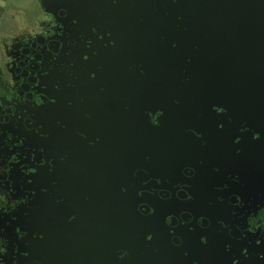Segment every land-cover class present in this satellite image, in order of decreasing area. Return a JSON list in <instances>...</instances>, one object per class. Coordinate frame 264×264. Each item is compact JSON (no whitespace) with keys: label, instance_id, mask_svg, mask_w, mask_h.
I'll use <instances>...</instances> for the list:
<instances>
[{"label":"flooded vegetation","instance_id":"1","mask_svg":"<svg viewBox=\"0 0 264 264\" xmlns=\"http://www.w3.org/2000/svg\"><path fill=\"white\" fill-rule=\"evenodd\" d=\"M35 2L0 0V264H264V0Z\"/></svg>","mask_w":264,"mask_h":264},{"label":"water","instance_id":"2","mask_svg":"<svg viewBox=\"0 0 264 264\" xmlns=\"http://www.w3.org/2000/svg\"><path fill=\"white\" fill-rule=\"evenodd\" d=\"M43 5L46 6L47 10H51V12L55 11L54 7H58V6H54L55 0H41ZM80 1V0H79ZM98 1V0H97ZM102 2V0H99ZM56 5V4H55ZM49 7V8H48ZM102 9V8H101ZM102 11V10H101ZM100 13H96V12H92L85 14L86 18H83L82 16H79L78 22H81L82 24L86 22V24H92L94 22H97V20H99V18L101 17V15H99ZM102 24V22H101ZM50 31L46 32V36H44L46 39H50ZM7 34H3L2 38L0 40V132H4L3 130V124L5 122V116L8 114L9 112V102H10V92H11V84L9 81V74H12L10 69H14L18 70V71H22V62L20 60H22V57L18 58V57H13L12 55H6L5 53V48H6V39L8 38L6 36ZM29 35L33 38V40L36 41L37 39V34H35V29H31V34L29 33ZM4 49H3V48ZM4 50V51H3ZM22 51V50H20ZM25 53L29 52L28 49L24 50ZM40 54L41 53H30L29 54V60L31 59L32 61L37 60L40 64H42V60L40 58ZM32 69H37V66H34V64L32 65ZM2 179H0L1 181ZM5 203V196L0 192V207H3ZM2 209V208H0ZM43 252L45 250V248H43Z\"/></svg>","mask_w":264,"mask_h":264},{"label":"rangeland","instance_id":"3","mask_svg":"<svg viewBox=\"0 0 264 264\" xmlns=\"http://www.w3.org/2000/svg\"><path fill=\"white\" fill-rule=\"evenodd\" d=\"M8 1H11L17 5H21L24 8V10H26L29 13L31 12L35 13V11L38 8L35 0H8Z\"/></svg>","mask_w":264,"mask_h":264},{"label":"crops","instance_id":"4","mask_svg":"<svg viewBox=\"0 0 264 264\" xmlns=\"http://www.w3.org/2000/svg\"><path fill=\"white\" fill-rule=\"evenodd\" d=\"M28 17H29V20H33V21H34V20H36V19H39V18H38V17H39V14H37V15H32V14H31V15H29ZM1 32H2V31H0V33H1ZM0 49H1V48H0Z\"/></svg>","mask_w":264,"mask_h":264}]
</instances>
